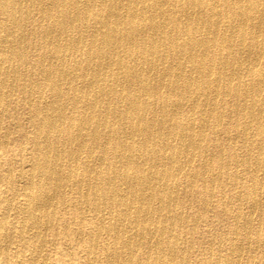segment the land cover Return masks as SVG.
Masks as SVG:
<instances>
[{
  "label": "bare ground",
  "instance_id": "1",
  "mask_svg": "<svg viewBox=\"0 0 264 264\" xmlns=\"http://www.w3.org/2000/svg\"><path fill=\"white\" fill-rule=\"evenodd\" d=\"M18 95L29 132L2 129ZM220 126L244 159L208 156L205 131ZM0 151V229L12 213L20 239L38 244L14 264L41 257L67 191L79 226L94 219L75 236L83 264H264V0H0ZM195 177L202 214L206 180L235 207L228 233L208 240L222 251L197 260L180 235L205 220L183 210Z\"/></svg>",
  "mask_w": 264,
  "mask_h": 264
},
{
  "label": "rangeland",
  "instance_id": "2",
  "mask_svg": "<svg viewBox=\"0 0 264 264\" xmlns=\"http://www.w3.org/2000/svg\"><path fill=\"white\" fill-rule=\"evenodd\" d=\"M19 97V95L14 97L8 105L9 115L6 114L3 117V130H11L15 127V125H17L21 132H29L28 127L30 123V115L28 105L20 103ZM219 103H222V107L219 108H223L224 111H227L228 109L230 110V107L228 105L229 101L224 100ZM14 115L15 119L13 120ZM225 122L231 123L233 125L236 122V117L234 116V114L230 115L225 119ZM212 124L213 122L211 121L209 125L211 126ZM223 132V126L217 127L216 133L214 135L211 133L210 128L206 129L204 146H207L206 153L208 154V156L210 157L211 155H213L216 157L221 151L224 155V158L226 159L229 157L232 150H237L238 157H242V159H244L246 157V149L244 147V144L240 141V139L234 137L235 134L233 132H231L230 135L231 137H234L235 140L226 139ZM17 139L18 137H16V135L14 134H11L9 136V154L16 153L15 140ZM1 152L2 151H0V157H3L4 153ZM209 168L212 169L214 173L217 172L214 162H211V164H209L208 170H210ZM199 170L200 169H198V171ZM229 172L233 174L234 169L229 170ZM237 173L239 174V177L242 176V185H244V187L242 188V199H244V188L249 186L251 182L244 175L245 173L243 172V170L242 175H240V170H238ZM200 184V179L198 177H195V184L191 188V191L193 193V197H191L193 198V203L190 206L185 205L183 207V210L193 216L198 214L205 216L204 222L197 224L195 232L192 235L189 233L187 234L186 232L180 233L181 229H178L177 227L174 230L175 234L180 233L182 237L181 243L192 245L191 257H193L194 260L200 259V256H203L205 253L206 256H208V253H211V257H216V254L222 251L223 248L222 246L218 245L217 241H213L214 246L213 244H210L209 246L208 240L214 237H217L218 240L220 236L226 235L228 233L232 224L231 220L229 219L230 209H232V212L235 211V207L233 206H229L227 208L230 189L228 187L221 188L217 185L210 187L211 184H209V182L206 180L205 188L208 191L211 190L209 193H212V200L206 206L204 211L205 214H202V211L200 210ZM220 191L221 193H225V196L221 197ZM78 202V199L72 194L71 191H67L65 193V210L64 212H57L56 222L54 224L53 230L42 232L43 244L42 246H40L41 257L37 262H35V264H83L86 262V255L81 249V243H79L78 245L79 241L76 240L75 236L79 230H81L86 235L90 231V229H92L94 219L90 213H85V215H83V218L81 219V225L79 226V217L81 215L80 212L77 211V209L79 208ZM222 204H225L224 213L226 212V216L221 213L224 209L222 208ZM3 207L4 206L2 205L0 206V212H2ZM242 214L245 216L247 214V207L245 205L242 206ZM4 227L6 230L0 229V264H6V260L9 261L10 264H14L13 256L15 255V253H21L22 256L24 255V257H22L24 261L32 259L35 255L34 250L35 248H37L38 244H36L37 246H35L34 248L30 243L27 245L25 239H20L18 231L19 225L15 221L12 213H9L7 215V219L4 221ZM261 231V233H264V227H261ZM238 240H242L241 234L238 237ZM102 242H99V244H102ZM224 245L227 248H229L230 246L228 242H225ZM259 255L260 253L258 252L255 256V261L257 262L259 261ZM243 256V258L245 259L251 258L248 255V252H244Z\"/></svg>",
  "mask_w": 264,
  "mask_h": 264
}]
</instances>
